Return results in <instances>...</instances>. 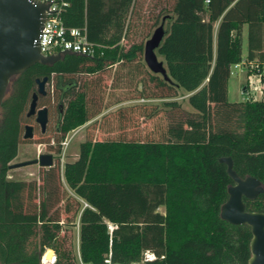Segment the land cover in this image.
<instances>
[{"label":"trees","instance_id":"obj_1","mask_svg":"<svg viewBox=\"0 0 264 264\" xmlns=\"http://www.w3.org/2000/svg\"><path fill=\"white\" fill-rule=\"evenodd\" d=\"M63 1L59 18L68 27H85L95 51L66 52L53 63L35 62L10 78L0 104V264H40L47 248L55 253L53 264H78L71 232L64 226L75 222L81 202L62 183V142L68 131L102 111V94L96 92L103 84L102 71L120 59L141 57L144 41L164 11L174 18L159 52L175 82L146 70L145 95L173 96L176 86L196 89L189 101L205 111L207 121L210 105L223 110L237 106L242 133L209 128L205 119L207 126L201 128L192 112L172 107L151 117L140 134L107 133L81 142L80 165L63 166L69 187L95 207H85L80 216V254L93 264L102 263L109 249L120 263L139 260L150 249L157 257L143 264H246L251 228L220 215L233 180L219 157L231 156L240 176L254 175L264 183V89L260 99L229 101L227 96L232 64L244 61L246 74L255 72L248 61L261 49L264 0H227L220 9L213 0H151L145 8V0ZM244 24L249 25L245 57ZM258 55L254 60L262 67L264 54ZM44 76L51 89L38 96L37 108L46 106L49 120L56 113L57 123L51 137L38 142L55 153V162L40 169L35 186L39 202L24 205L25 183L9 179L7 172L19 144L30 141L23 137L25 124L39 126L26 113L36 78ZM146 107L151 112L157 108ZM149 189L159 195L163 212H150ZM244 202L247 210L264 212V193L244 197ZM108 222L116 224L111 233ZM96 226L98 235L88 231Z\"/></svg>","mask_w":264,"mask_h":264},{"label":"water","instance_id":"obj_2","mask_svg":"<svg viewBox=\"0 0 264 264\" xmlns=\"http://www.w3.org/2000/svg\"><path fill=\"white\" fill-rule=\"evenodd\" d=\"M48 6L42 0H0V104L13 75L19 74L35 62L53 63L66 52L76 53L69 50L48 55L41 53L39 39ZM166 18L170 19L171 15H163L160 23L144 41L143 55L150 70L160 73L164 79H170L163 61L158 59L155 51L166 33ZM47 79V76L36 78L37 89L32 93L26 113L27 116L35 115L42 131L48 121V108H37V99L40 94H46ZM33 135V125L26 123L23 137L30 138ZM219 160L226 164V170L233 180L227 187L228 197L220 206V215L230 223H246L250 226V255L246 264H264V212L247 210L244 202V197L252 199L264 193V183L254 175L240 176L233 168L231 156H221ZM29 163L49 166L53 164V155L40 153L38 157L16 165ZM51 254L52 249H48L46 256L50 257Z\"/></svg>","mask_w":264,"mask_h":264},{"label":"rangeland","instance_id":"obj_3","mask_svg":"<svg viewBox=\"0 0 264 264\" xmlns=\"http://www.w3.org/2000/svg\"><path fill=\"white\" fill-rule=\"evenodd\" d=\"M149 1L151 0H145V2L143 3L144 8L148 6ZM213 1L217 3V5L219 6V9L224 7L227 2V0H213ZM166 14H170L171 18L165 19L164 27L166 28V33L164 34L160 45L155 49L159 59H164L163 56L160 54L159 49L165 37L170 33L172 21L174 18V14L172 12L164 11V14H162V16ZM162 16L160 17V21H161ZM218 24H219V20L217 19L213 25V47L214 49L216 46V33H217ZM157 25H155L152 28V31ZM261 35H262L261 49H258L255 52H253L255 55L253 59H256L259 57V55L257 56V54H260V53L264 54V27H262ZM242 39H243L242 50H243V56L245 57L249 52V25L248 24H244L243 26ZM244 71H245V68H244ZM244 71L234 68V72L230 74L229 79H228V86H227L228 87L227 96H228L229 101H240V100H243L244 98H247L248 94L244 86H248V77H247L246 71L245 72ZM46 89L47 90L51 89V86L48 83H46ZM178 94H179L177 96L178 101H180L182 105L188 107L190 109L189 111H192L193 113L192 117H194L193 119L198 120V123H200L201 128H205L207 126L206 122H208L209 128H215V127L223 128L228 131H231L235 135H241L242 133V112L237 106L235 109L232 108L230 110L229 109L223 110L222 107L220 106L216 107L214 104H212L209 106V110H208L209 111V114H208L209 121H207L206 120L207 115L205 114L204 110H199L193 105H192V108H190V104L188 100L185 101L186 99L185 90L180 88ZM55 117H56V113L53 115V118L51 117L50 120L48 119L49 121L46 124L44 131H42L40 126H38L37 128L34 129V135L28 138L30 139V141L21 142L19 144L17 155L10 162L13 166H10V168L8 169L7 177L9 179L18 180V181H22L25 183V191H24V199H23L24 205L26 204L28 200L36 201L37 203L39 202L40 195L38 193L37 187L35 188V186H37L40 183V177H39L40 169H42L43 167H48V166H43L38 163H29V164H22V165H16V163H20L26 160L36 158L38 157L40 153H52V155L54 156L53 163L55 162V154L49 150V148L44 142H38V140L40 139H47L51 137V135L53 134L54 125L57 123ZM203 119H205L206 122ZM29 123L34 124V122H29ZM87 136H91V132L90 131L86 132V128L84 127V125L81 127H76L68 131L66 134L65 140L62 142V151L59 154L60 171L62 174L61 177H62L63 186L69 194L76 197L81 202L80 209L74 220L75 222L73 224H65L64 226L65 231L71 232L72 240H73V248L76 254L77 261H79V256L81 257L80 236H81L82 231L80 227V216H81L82 210L85 207L91 208V209H95V207L92 206L91 203L84 196L78 195L74 191V189L69 187V185L67 184L63 176V166L66 162H72V163L74 162L76 165L78 166L80 165L81 163L80 145H81V142H83ZM149 192L150 193H149L148 202L150 206L149 208L150 212H155V211L163 212L164 206L159 202V195L154 190L149 189ZM24 205H23V208H24ZM64 216H66V213L62 212L61 217H64ZM139 219L144 220V216H139ZM97 227L98 226H96L95 229H92V230H88V227H86L84 231L85 230L94 231V233L98 235L99 231Z\"/></svg>","mask_w":264,"mask_h":264},{"label":"crops","instance_id":"obj_4","mask_svg":"<svg viewBox=\"0 0 264 264\" xmlns=\"http://www.w3.org/2000/svg\"><path fill=\"white\" fill-rule=\"evenodd\" d=\"M160 60L163 61L164 67L168 73L166 61L164 59ZM250 60L254 59L252 58ZM146 70L164 79L160 73L150 70L144 60V55L141 57L137 56L133 60L120 59L114 63L108 64L102 71L104 76L103 84H101V87H96L98 88L96 92L102 94L100 101L102 111L78 127L84 125L86 132L90 131L91 137L94 138L107 133L129 136L131 134L142 133V131H144L143 127L149 124L151 117L159 116L160 110H169L172 107L176 109L178 107L182 113L192 112L189 111L190 109L188 107L182 105L181 102L178 101L177 96L179 95L180 88L185 90V101L188 100L190 108H192L189 95L194 92V90L189 91L182 86H176L177 92L173 96L145 95L143 76ZM130 73L135 75V78L129 79ZM168 76L170 79L164 80L175 82L169 73ZM62 84L65 85L66 83ZM148 105H156L157 108L154 109L158 112L154 113V109H152L151 112V110L146 107ZM88 137L90 136H87L84 140Z\"/></svg>","mask_w":264,"mask_h":264},{"label":"built area","instance_id":"obj_5","mask_svg":"<svg viewBox=\"0 0 264 264\" xmlns=\"http://www.w3.org/2000/svg\"><path fill=\"white\" fill-rule=\"evenodd\" d=\"M42 1L48 3L49 6L46 9V17L43 22L44 26L42 27V33L39 39L41 53L48 55L62 50H69L80 54L93 55L95 51L94 44L87 39L85 27H68L64 25V23L59 18L58 13L63 8V6L66 5V2L63 0ZM244 63V61H241L232 64L230 73L234 72V68L244 71ZM248 63L250 64L251 68L255 67V72L247 74V94L250 98L260 99L264 89V66H258L255 60H249ZM115 226L116 224L108 222L110 233ZM48 249L51 248H47L43 252L40 264H53L55 261V253L53 249L51 256H46ZM156 257L157 254L154 251L150 249H144L141 252V257L139 260H133L128 263H120L112 260L111 250L109 249L107 256H105L103 262L100 264H143L145 261L153 260ZM78 262V264H93L92 262H86L82 260L80 256Z\"/></svg>","mask_w":264,"mask_h":264},{"label":"flooded vegetation","instance_id":"obj_6","mask_svg":"<svg viewBox=\"0 0 264 264\" xmlns=\"http://www.w3.org/2000/svg\"><path fill=\"white\" fill-rule=\"evenodd\" d=\"M34 118H35V115H33ZM36 121V120H35ZM38 123V122H37ZM39 124V123H38ZM40 126V125H39ZM41 128V127H40ZM33 131H34V126H33ZM54 153V152H53ZM55 154V153H54ZM53 159H54V156H53Z\"/></svg>","mask_w":264,"mask_h":264}]
</instances>
